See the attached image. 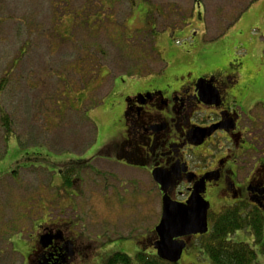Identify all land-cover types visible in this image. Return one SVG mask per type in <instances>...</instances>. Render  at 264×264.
Listing matches in <instances>:
<instances>
[{"label": "rangeland", "instance_id": "obj_1", "mask_svg": "<svg viewBox=\"0 0 264 264\" xmlns=\"http://www.w3.org/2000/svg\"><path fill=\"white\" fill-rule=\"evenodd\" d=\"M133 1L119 0L109 9L98 0H0V78L18 59L0 106L12 114L21 141L12 140L0 161V264L25 263L37 234L51 223L69 224L79 235L77 245L86 250L83 264H106L116 253L139 264V243L155 236L161 220V195L150 176L136 188L125 178L138 172L97 158L123 132L124 103L141 89L168 92L182 85L184 77L199 79L215 71L244 80L243 89L253 87L243 106L254 116V122L247 121L248 138L264 155L263 23L241 25L246 28L240 34L233 31L236 23L222 31L251 0ZM140 3L146 18L137 12L140 8L133 9ZM75 12L80 15L72 27L74 37L64 39L57 33L68 19L63 23L55 15ZM96 14L104 22L90 35L83 23ZM149 20H156L155 27ZM125 32L130 41L120 46ZM22 47L26 52L21 55ZM6 149L0 124V158ZM253 155L239 160V185L247 183ZM89 159L93 162L87 167L79 165ZM19 162L15 176H4ZM67 162L74 169L65 167ZM68 177L71 185L65 182ZM207 201L211 228L213 218L228 207V198ZM251 215L264 223L261 212ZM229 239L249 245L256 254L253 264H264V226L260 241L251 228ZM206 241L197 238L178 264H211L203 249ZM152 249L147 247L155 254Z\"/></svg>", "mask_w": 264, "mask_h": 264}, {"label": "flooded vegetation", "instance_id": "obj_2", "mask_svg": "<svg viewBox=\"0 0 264 264\" xmlns=\"http://www.w3.org/2000/svg\"><path fill=\"white\" fill-rule=\"evenodd\" d=\"M197 77L199 79L184 77L182 85L168 92L149 87V90L141 89L128 97L121 118L123 132L97 159L108 163H115V160L116 165L138 172L137 177H124L136 188L150 176L161 198L162 192L152 173H166L172 178L170 194L177 202H186L190 190L204 181L207 200L217 198L223 203L222 199L227 197L225 210H238L241 215L244 212L243 216L250 220L251 214L259 211L264 219V155L248 138L251 127L247 121L254 122L253 112L243 109L248 105L253 87L243 89L244 80L228 75L226 71ZM211 92H216L218 98ZM241 110H245L246 116ZM211 127L217 130L202 140L197 131ZM250 153L255 154L252 157L254 165L247 183L242 186L239 185L237 167L239 160ZM112 178L120 181L122 173L120 178ZM201 237H193L187 247ZM78 240L79 235L69 228V224H46L37 234L35 249L25 262L83 264L86 250L79 248ZM156 241L155 235L145 238L142 243L154 245ZM44 244L50 245L45 247Z\"/></svg>", "mask_w": 264, "mask_h": 264}, {"label": "trees", "instance_id": "obj_3", "mask_svg": "<svg viewBox=\"0 0 264 264\" xmlns=\"http://www.w3.org/2000/svg\"><path fill=\"white\" fill-rule=\"evenodd\" d=\"M54 1L59 2L60 0H54ZM61 1L68 4V2L71 0H61ZM98 1L102 7L104 8L106 7L110 9V5L112 3L115 4L116 1H119V0H98ZM255 1L256 0H251L249 4H246L237 14L238 16L234 19V22L231 25H227L222 31H225V29L229 28V26H232L233 24H235L239 20L240 16L243 13H245L247 8ZM130 2L133 3L134 1L130 0ZM133 5H134L133 9L140 8V10L137 12L139 14H142L143 18H146L145 15H146L147 10L143 12L145 5L143 3L133 4ZM79 15L80 14L78 12H75L74 15L70 13H65V15L58 16L56 14L55 18L60 20L63 23H64V18L68 19V21L65 23L66 26L61 25V30H58L57 34H59V36L63 37L64 39L65 38L72 39L75 33L72 30V27L75 25L77 21L76 17ZM148 15H149V10H148ZM99 16L100 14L94 15L95 17L94 20H92L88 16L83 23L84 27L85 26L87 27L86 29L89 31L90 35H92L93 33L99 32L100 24L98 22L101 23L103 21L102 18H100ZM155 22L149 20L148 21L149 26L155 27ZM57 28L59 29V27ZM220 32H218L219 36L223 33L222 32L220 34ZM119 37L120 39H125V41H123V44L120 46L126 45L127 41H130L128 40V37L126 36V32L125 34ZM115 43L118 46L117 41ZM27 45H29L28 41H26L25 43V46ZM138 45L139 43H137V46ZM142 45H144V42H142ZM25 52H26V49L22 47V50L20 51L21 55L24 54ZM102 53L103 55H105L104 49H102ZM132 59H135V58L132 57ZM17 64H18V59L11 62V66L9 70H7L6 72L3 71V78H0V101H1L2 95H4V93L6 92L8 85L11 84L13 81L14 74H15L14 68L17 67ZM79 66L80 67L84 66V63L80 61ZM85 90H87V88ZM56 104L59 106L60 102L57 101ZM13 122H14V119H13L12 114L8 112L6 107L3 106L2 104V106H0V124L3 130V142H4V145L7 146V149L5 151V154L0 158V161L6 156L8 152V148H9V143H11L12 140H16L17 144L20 145V142H21L20 136H19L18 130L16 131L15 128H13V126H15ZM91 162H92L91 159H89L88 161L80 162L81 164L79 163V165L85 168L87 167L85 164L86 163L90 164ZM20 165L21 163L19 162L14 167L11 173L10 172L5 173L4 176H8V175L15 176L17 173V169L21 168ZM72 165H73V162H67L65 164V167L67 166L68 168L74 169ZM84 168H79V169L83 171ZM1 179H3V177ZM65 180H66L65 182L68 183V185H71L72 180L70 177L66 178ZM251 216H252V220H250L248 217L242 216L238 210L228 209V210L221 212L220 214H218L217 216L213 218L209 233L201 237V239L203 238L204 240H208L204 243L203 249L205 253L207 254L211 264H253L254 263V261L256 260V254H255V251L249 245L244 244V243H234L229 239L230 236L234 234L235 232L239 230H244L246 228H251L257 238V241L261 240L262 235H263L264 225L260 221L257 215H251ZM139 244L140 246H143V247H140L141 252H139L136 255V262H138L139 264H170L158 258L156 254L149 253L147 251V247L149 245H151L152 247V244H148V243L145 244V243H142V241ZM26 262L23 264H27ZM106 264H135V261L126 254L116 253L108 259Z\"/></svg>", "mask_w": 264, "mask_h": 264}, {"label": "water", "instance_id": "obj_4", "mask_svg": "<svg viewBox=\"0 0 264 264\" xmlns=\"http://www.w3.org/2000/svg\"><path fill=\"white\" fill-rule=\"evenodd\" d=\"M211 95L218 98L216 92H211ZM216 130L215 127H211L198 130L197 133L204 140ZM152 174L163 195L162 216L155 229L157 241L153 246L158 258L170 264H178L192 238L198 235L204 236L209 232L210 203L205 198V182L197 183L190 190L191 195L188 200L182 203L174 201L171 197L170 190L173 186L171 176L161 171H153ZM181 238H189V240H180Z\"/></svg>", "mask_w": 264, "mask_h": 264}, {"label": "crops", "instance_id": "obj_5", "mask_svg": "<svg viewBox=\"0 0 264 264\" xmlns=\"http://www.w3.org/2000/svg\"><path fill=\"white\" fill-rule=\"evenodd\" d=\"M260 15L262 16V19H263L261 20V22H259L258 20V17ZM241 17H240L241 19L239 18L240 21L238 20L239 22L238 21H237L238 23L236 22V25H235L236 27L234 26L235 28L233 29V31H235L236 34L243 33V31L241 30L245 29L246 27H242V26H246L248 22L249 23L255 22V24L263 23L261 30H263L264 32V3H259V1H257L254 4L250 5L245 11L244 15H242ZM259 56L264 58V48L263 47L259 51Z\"/></svg>", "mask_w": 264, "mask_h": 264}]
</instances>
